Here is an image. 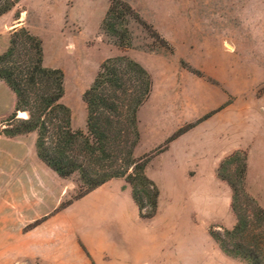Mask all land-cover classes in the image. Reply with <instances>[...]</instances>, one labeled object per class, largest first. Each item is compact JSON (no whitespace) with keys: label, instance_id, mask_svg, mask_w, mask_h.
<instances>
[{"label":"rangeland","instance_id":"374dc122","mask_svg":"<svg viewBox=\"0 0 264 264\" xmlns=\"http://www.w3.org/2000/svg\"><path fill=\"white\" fill-rule=\"evenodd\" d=\"M122 1L166 43L130 22L132 47L115 46L101 30L108 0H20L0 19V54L8 48L11 34L21 28L12 30L18 13L23 12L22 27L42 43L43 65L62 71V103L70 110L72 128L83 132L86 110L82 94L99 65L117 56L139 63L153 87L138 111L140 140L135 158L151 155L180 128L200 124L211 116L191 137L177 147L169 148V143L147 162L145 175L159 191L155 216L140 217L131 188L123 179H112L116 181L100 193L74 200L76 175L62 180L52 173L37 172L32 179L17 178L15 162L37 159L35 134L8 138L0 133V208L28 212L30 185L39 178L53 186L55 198L61 188L67 190L53 213L61 210V204L75 207L55 222H69L75 233L88 236L94 256L85 257L76 234H71L69 264H244L224 255L209 234L231 229L234 225L228 228L226 224L236 222L231 189L216 175L228 155L216 165L211 178L196 179L193 162L197 153L204 168H209L215 157L238 139L240 126L229 128L225 116L214 117V113L237 97L264 94V0ZM14 104V95L0 82V125L12 114ZM247 135L251 137V133ZM261 155L254 149L253 174ZM245 190L264 208V185L256 184L251 190L245 178ZM255 191L258 196L251 193Z\"/></svg>","mask_w":264,"mask_h":264},{"label":"trees","instance_id":"16d2710c","mask_svg":"<svg viewBox=\"0 0 264 264\" xmlns=\"http://www.w3.org/2000/svg\"><path fill=\"white\" fill-rule=\"evenodd\" d=\"M19 2L0 0V17ZM108 2L101 30L115 46L132 47L130 22L166 43L129 4L122 0ZM0 82L15 97L13 112L2 122L4 128L0 133L8 138L34 133L36 157L59 178L77 176L78 193L74 200L112 179H123L131 188L140 217L155 216L159 191L145 175V166L151 155L161 153L166 145L198 123L177 130L151 155L133 156L140 140L138 111L153 87L150 75L139 63L127 56H117L99 65L92 83L82 94L85 132L72 128L70 110L62 103V71L43 65L42 43L24 27L11 34L8 48L0 54ZM17 112L27 117L16 118ZM246 159V153L237 150L225 157L217 168V177L231 189V210L236 222L231 229L209 234L227 257L244 264H264V208L245 190ZM67 205L61 204L58 209Z\"/></svg>","mask_w":264,"mask_h":264},{"label":"crops","instance_id":"0c3cea01","mask_svg":"<svg viewBox=\"0 0 264 264\" xmlns=\"http://www.w3.org/2000/svg\"><path fill=\"white\" fill-rule=\"evenodd\" d=\"M11 11L1 16L0 19L9 15ZM16 18V24L12 27V30L25 25L23 22L25 19L23 12H19ZM212 77L215 78L214 76ZM223 84L228 89L226 84ZM240 108L243 110H240ZM213 115L214 117L219 115H222V117L225 116V119L227 120L226 125H228L229 128L236 126V124L239 125L240 130L237 131V133H239L238 139L234 143L226 146L220 154L215 157L209 168H204V162L199 159V156L196 153V158L193 162L196 168L194 177L196 179L214 177L215 167L221 159L234 151L245 150L247 152L246 183L248 188H251L252 190L253 186L256 184L264 185V94L258 98L237 97ZM203 122L179 136L176 140L170 143L169 148L177 147L179 143H182V141L191 137L190 135L195 130L199 129L200 126L204 124ZM248 132L251 133V137H248ZM28 135H34V133L27 134L26 136ZM137 148L138 147H136L135 150H137ZM191 148L192 152H196L193 146ZM254 149H258L262 152V158H260V161L257 163L258 165L255 167L256 169L253 174L252 154ZM13 166L16 168L14 172L17 175V178L21 179H32L34 175H37V172L46 174L52 173V175L57 176L38 158L32 160L31 163L20 160L15 162ZM30 167H36L37 169L33 170ZM115 181L116 180H110L106 182L84 196L81 200L100 193L105 187L111 185V183H114ZM30 186L32 189L30 194L32 204L30 205V210L28 212L20 214L15 210L7 211L4 208H0V264H15L19 262L69 264L71 261L69 253L71 234H76L78 240L77 245H79V248L85 257H87L88 254V256L93 259L94 256L88 245L90 242L88 236L84 237L79 233H75L69 222L62 223L61 225H58L55 222L56 219L65 217L68 211L75 207V204H72L55 214L53 213L58 204H60L62 196L67 193V190L61 188L58 191V197L55 198V189L43 179L39 178L34 180ZM251 193L257 195L256 191ZM227 203L229 204V202ZM2 204L3 198L0 197V206ZM37 220L42 221L31 229H25L26 226ZM234 223L235 222H232V224L227 223L226 226L231 228ZM91 231L93 232L94 228H92ZM115 235L116 237L118 236L117 229Z\"/></svg>","mask_w":264,"mask_h":264},{"label":"bare ground","instance_id":"6f19581e","mask_svg":"<svg viewBox=\"0 0 264 264\" xmlns=\"http://www.w3.org/2000/svg\"><path fill=\"white\" fill-rule=\"evenodd\" d=\"M18 117H20V118H26V114L20 112V113L18 114Z\"/></svg>","mask_w":264,"mask_h":264},{"label":"water","instance_id":"95a60500","mask_svg":"<svg viewBox=\"0 0 264 264\" xmlns=\"http://www.w3.org/2000/svg\"><path fill=\"white\" fill-rule=\"evenodd\" d=\"M20 112H17V115L19 114ZM18 118H20V117H18Z\"/></svg>","mask_w":264,"mask_h":264}]
</instances>
